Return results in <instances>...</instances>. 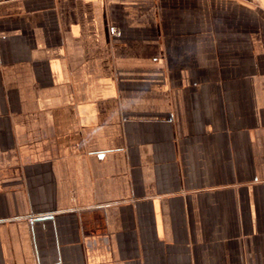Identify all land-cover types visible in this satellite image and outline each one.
<instances>
[{
    "label": "crops",
    "instance_id": "obj_1",
    "mask_svg": "<svg viewBox=\"0 0 264 264\" xmlns=\"http://www.w3.org/2000/svg\"><path fill=\"white\" fill-rule=\"evenodd\" d=\"M0 264H264V0H0Z\"/></svg>",
    "mask_w": 264,
    "mask_h": 264
},
{
    "label": "built area",
    "instance_id": "obj_2",
    "mask_svg": "<svg viewBox=\"0 0 264 264\" xmlns=\"http://www.w3.org/2000/svg\"><path fill=\"white\" fill-rule=\"evenodd\" d=\"M45 217H30V218L27 219V222L28 223H33L36 220H43Z\"/></svg>",
    "mask_w": 264,
    "mask_h": 264
}]
</instances>
